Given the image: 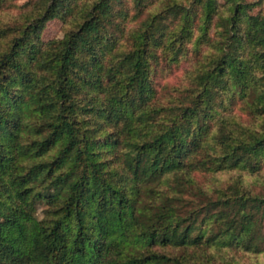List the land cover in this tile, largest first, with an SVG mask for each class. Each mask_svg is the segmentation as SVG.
Returning <instances> with one entry per match:
<instances>
[{"label":"trees","instance_id":"1","mask_svg":"<svg viewBox=\"0 0 264 264\" xmlns=\"http://www.w3.org/2000/svg\"><path fill=\"white\" fill-rule=\"evenodd\" d=\"M1 13L0 264H260L263 0Z\"/></svg>","mask_w":264,"mask_h":264},{"label":"rangeland","instance_id":"2","mask_svg":"<svg viewBox=\"0 0 264 264\" xmlns=\"http://www.w3.org/2000/svg\"><path fill=\"white\" fill-rule=\"evenodd\" d=\"M25 1L26 0H16V3L21 4ZM263 9H264V0H263ZM0 15L2 16V13ZM61 35H62V23L58 19H52L46 23V26L41 33V39L47 41L56 37H60ZM38 212L40 213V209L38 210ZM235 259L244 263H251L258 260L260 264H264V253H260L256 257L254 254L239 253L235 256Z\"/></svg>","mask_w":264,"mask_h":264}]
</instances>
